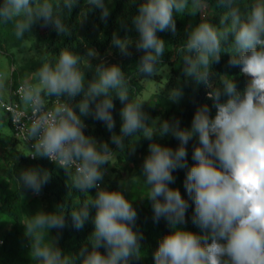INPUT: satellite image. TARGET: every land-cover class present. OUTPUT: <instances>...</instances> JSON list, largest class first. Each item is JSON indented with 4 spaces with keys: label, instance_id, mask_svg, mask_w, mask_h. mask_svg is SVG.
<instances>
[{
    "label": "clouds",
    "instance_id": "9594fccd",
    "mask_svg": "<svg viewBox=\"0 0 264 264\" xmlns=\"http://www.w3.org/2000/svg\"><path fill=\"white\" fill-rule=\"evenodd\" d=\"M112 4L113 0H0V26H10L18 42L33 37L37 24L71 37L76 26L82 27L97 11L99 20L107 23ZM128 6L135 11L122 17L120 25L126 32L134 29L136 36H122L117 29L110 49L131 56L134 45L142 53L134 76L127 75L121 63L101 59L87 43L83 54L68 44L57 57L42 59L19 86L28 111L15 113L14 123L23 132L29 156L51 161L64 170L71 189L89 194L72 204L70 215L77 229L93 225L79 250L69 252L60 244L67 227L63 208L27 212L18 221L32 264H132L143 258L144 235L136 226L133 203L137 198L147 199L154 222L163 220L169 229L153 252L154 264H264V0H215V6L211 0H128ZM211 7L222 10L218 19ZM193 13L203 19L184 29L176 55L184 82L204 85L212 104L197 106L190 126L184 127L177 117L152 118L145 101L133 95V80L158 77L168 42L160 33L175 35L177 17ZM226 53L229 65L239 67L247 78L243 89L233 76L217 77L213 71V64ZM6 86L0 80V89ZM162 95L179 103L184 84L176 82ZM116 100L121 103L119 132L114 130ZM21 116H26L27 126ZM87 118L101 122L110 139L87 134ZM165 137L175 138L177 146L161 143ZM141 138L149 144L139 174L110 188L106 166L121 154L134 155ZM179 170H185L183 193L173 186ZM50 178L48 170L34 166L18 168L14 174L24 198L29 192L40 196ZM133 184L142 186L145 194L130 199ZM190 208L191 223L199 231L187 227Z\"/></svg>",
    "mask_w": 264,
    "mask_h": 264
},
{
    "label": "trees",
    "instance_id": "16d2710c",
    "mask_svg": "<svg viewBox=\"0 0 264 264\" xmlns=\"http://www.w3.org/2000/svg\"><path fill=\"white\" fill-rule=\"evenodd\" d=\"M211 2L212 5L215 6V0H211ZM242 2H246V0H242ZM110 7H112V14L107 23L99 20V13L97 11L89 15L87 22L82 27L77 25L71 37H61L51 27H42L39 24L34 26L33 33L37 40L36 47L39 56L29 63L20 65L13 71V87L17 88L22 80L30 78L40 66L42 59L50 60L57 57L59 50L68 44L73 45L83 54L86 51L85 43H87L96 48L101 59H106L111 63H121L126 74L134 76L136 71L135 66L142 53L136 51L133 45L130 49L132 55L124 56L120 54L117 49H110V42L112 33L117 29L120 30L122 36L127 34L133 39L135 38L136 33L134 29L126 32L120 25L121 18L130 16L131 13L135 11V7L128 6V0H113V4L110 5ZM209 10L216 14L217 19L219 13L222 11L215 7H211ZM79 11V7L74 10L72 16L73 23ZM201 19H203V16L198 13H193L190 16L185 15L183 17H177V33L175 35L171 32L160 33V35L168 41L166 44L167 52L164 57L165 64L161 67L165 65H170L172 67L173 76L169 81L170 86L172 87L176 82L179 83V81H181L184 84L185 96L179 103H173L161 95L155 106L144 104L145 111H147L152 118L159 117L161 119H170L172 117H177L181 119L182 126L188 127L191 124V119L197 106L204 103H208L210 106L212 104V102L207 99V92L209 90L204 85L197 87L194 82H184L183 72L179 66V58L176 55V49L184 37V29L188 25L198 23ZM128 28L131 29L130 21ZM16 42L18 41L11 35L10 26H0V51L3 52L1 50V45L3 48L6 44L10 47V45H13L12 43ZM8 50L10 49L8 48ZM7 53L9 54V52ZM9 55L11 57V63L14 64V55L11 53ZM229 59L230 57L227 53L222 55L220 62L213 64V71L216 73L217 77L221 74L233 76L237 81L238 87L243 89L247 78L240 74L239 67H231L229 65ZM95 62L96 61H94V63ZM213 78L215 79L216 77ZM139 90V79H134L133 95L139 96ZM14 97L16 96L11 94L10 98ZM52 103H54V98L48 101L49 106H51ZM115 103L116 111L114 112V117L116 118L117 125L114 130L119 132V109L121 103L119 100H116ZM214 111L215 109H213V112ZM9 122V125L12 126L10 117ZM86 123L88 124L85 130L87 134L95 136L97 140L110 139L111 134L101 122L87 118ZM11 128L12 133L3 130L0 126V153L3 152L4 156V166H0V176H7L10 180L12 179L15 181L14 174L18 168L34 166L48 170L51 174V178L43 188L40 196H35L29 192L25 194V198L19 192L17 186L8 191L3 186V183L0 182V230H6L2 239L3 243L0 245V264H32L29 255L23 252L24 243L27 239L23 234V226L19 221H23L27 212H35L39 208L51 210L53 207L59 206L64 209L67 227L63 232L60 244L69 252L78 251L92 231L93 225L87 223L82 229H77L71 219V207L72 204L76 205L80 200L88 198L89 194H81L77 190L71 189L67 183V175L64 170L51 161L46 158H33L29 156L26 151L18 150L16 145L20 140L15 137L13 126ZM160 142L172 147H176L178 144V141L172 137H165L161 139ZM148 144L149 141L147 139L141 138L136 145V153L134 155L125 154L128 162L132 163V166L129 165V163L123 165V171L118 178L126 174L128 170H140L143 157L147 154ZM191 144L192 142L189 144V164L192 163ZM112 147L115 148V145ZM175 175L177 176V180L176 184L173 186L179 187L183 193L185 170H179ZM90 194L94 195L95 190H92ZM134 207L137 209L138 213L136 226L144 235L142 244L145 249V256L139 260H133L132 264H154L153 252L158 247L160 238L165 235L169 229L163 220L158 223L154 222L151 204L148 200L145 202H135ZM191 215L192 208H190L188 212L187 227L193 231H199V229L191 223ZM14 220L16 221L10 222ZM53 234H55L54 230Z\"/></svg>",
    "mask_w": 264,
    "mask_h": 264
},
{
    "label": "rangeland",
    "instance_id": "374dc122",
    "mask_svg": "<svg viewBox=\"0 0 264 264\" xmlns=\"http://www.w3.org/2000/svg\"><path fill=\"white\" fill-rule=\"evenodd\" d=\"M33 35V37H29L22 42L12 43L13 45H10V47L6 44L3 48V46L1 45V50L3 52L0 51V80L6 82L7 86L3 89H0V126L3 130L10 131L11 133L12 126L9 125V117L2 105V101H7L10 99L11 89L14 85L13 71L17 69V67H19L20 65L29 63L30 61L35 60L39 56L38 49L36 47L37 40L34 33ZM8 48L10 50H8ZM7 52H9V54L11 53L14 55V64L11 63V57ZM172 76V67L170 65H165L161 67V71L157 78L152 80L139 79V97L145 101V104L155 106L158 103V99L162 95V91L168 87H171L169 81ZM22 82L23 80L21 81V83ZM16 148L18 150L26 151L29 155L31 154L24 141H18ZM128 163L132 166V163L128 162L126 156H123L121 154L118 158H114L111 161V165L106 166L108 167L109 171L105 176V183L110 188L115 189L117 187H120V181L127 180L134 174H139L140 170H128L126 174L118 178V176L123 171V165ZM0 166H4L3 152L0 153ZM0 182L3 183V186L8 191L16 186L15 181L12 179L10 180V178H8L7 176H0ZM131 192L132 193H128L130 199L132 198V196L138 197L144 195L146 190L140 185L133 184L131 186ZM146 200L147 199L137 198L136 200H134L133 203L145 202ZM5 232V229L0 230V241H2ZM23 252L24 254L28 255L27 241L24 243Z\"/></svg>",
    "mask_w": 264,
    "mask_h": 264
},
{
    "label": "built area",
    "instance_id": "2783aa9c",
    "mask_svg": "<svg viewBox=\"0 0 264 264\" xmlns=\"http://www.w3.org/2000/svg\"><path fill=\"white\" fill-rule=\"evenodd\" d=\"M19 86L17 88L12 87V89H11V91H12L11 94L15 95L16 97L10 98L7 101H2V105L10 117L15 137L20 141H24L22 130L17 127L16 123H14V114L15 113H17V112L27 113V111H28V109L24 106V104L22 102V99H21V96L19 93ZM20 120L22 121V123L25 126H27L29 123L26 116H21Z\"/></svg>",
    "mask_w": 264,
    "mask_h": 264
}]
</instances>
